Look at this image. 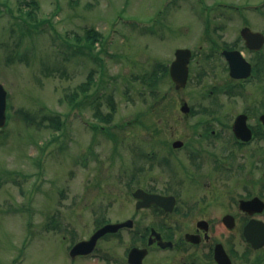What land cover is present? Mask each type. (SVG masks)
<instances>
[{
    "label": "rangeland",
    "instance_id": "rangeland-1",
    "mask_svg": "<svg viewBox=\"0 0 264 264\" xmlns=\"http://www.w3.org/2000/svg\"><path fill=\"white\" fill-rule=\"evenodd\" d=\"M24 1L36 6L32 18L19 9L30 8ZM262 1L0 0V82L7 91L0 129V264H126L127 229L100 239L91 256L71 258L68 249L103 221L132 215L130 171H141L142 150L149 149L150 137H159L149 125L170 123L165 127L182 135L189 123L178 118L183 99L209 104V95L198 94L213 83L203 63L212 35L207 17L233 9L227 3ZM86 32L102 37L88 46ZM177 47L196 53L186 86L175 89L161 70L156 83L143 81L156 62L168 66ZM89 74L94 83L87 98L77 87ZM97 86L100 109L111 113L107 122L93 116L96 102H89ZM220 105L234 113L243 102L222 96ZM53 114L63 120L60 129L42 120Z\"/></svg>",
    "mask_w": 264,
    "mask_h": 264
},
{
    "label": "flooded vegetation",
    "instance_id": "flooded-vegetation-1",
    "mask_svg": "<svg viewBox=\"0 0 264 264\" xmlns=\"http://www.w3.org/2000/svg\"><path fill=\"white\" fill-rule=\"evenodd\" d=\"M240 7L232 4L207 17L212 35L203 63L213 83L198 94L209 95V104L179 106V120L189 121L182 135L165 127L170 123L149 125L159 137H150L149 149L142 150L141 171H130L133 213L115 221L131 220L116 232L128 231L126 264H264V8ZM195 55L192 51L187 82ZM222 96L237 97L243 106L230 113L220 105ZM240 115L237 135L233 125ZM137 190L166 199L143 204L133 195ZM246 226L261 244L252 243ZM114 235L107 232L98 241Z\"/></svg>",
    "mask_w": 264,
    "mask_h": 264
},
{
    "label": "water",
    "instance_id": "water-1",
    "mask_svg": "<svg viewBox=\"0 0 264 264\" xmlns=\"http://www.w3.org/2000/svg\"><path fill=\"white\" fill-rule=\"evenodd\" d=\"M258 46H260V43ZM227 53L229 56L232 52H227ZM190 56H191V50L189 48H177L175 50V58L172 60L170 64L169 74H170L172 81L175 84V88L177 89L184 87L187 82L188 72H189L188 62H189ZM246 73H244L243 75H245ZM231 74L235 76L239 75L235 71H232ZM6 95H7V92L4 89L3 85L0 83V127H3L6 121V114H5ZM186 108H187V103H184L182 105V109L185 110ZM261 119L264 122V114L261 116ZM233 129L237 135L242 134L240 133L242 129V116L241 115L238 116V118L236 119L233 125ZM133 195L135 197L137 196V197L143 198V201H142L143 204H146L144 203V199L147 202H156V203H160V201H163L166 199V196H162L159 194H147L145 192L141 193L138 190L135 191ZM140 206L142 205H139V204L136 205V207H140ZM130 225H131V220H125L123 222L106 223L98 227L87 239H82V240L75 242L69 249V256L74 257L76 255L90 254L91 252L94 251L97 240L100 236H102L106 232H116L119 228L123 226H130ZM250 228H251L250 226H246L245 232H247L252 243L254 245L261 244L262 241L256 240L254 236L249 233L248 229ZM217 257L220 260L221 255L218 254ZM130 258H131V252L129 253V261H130ZM228 264H230V261L228 262Z\"/></svg>",
    "mask_w": 264,
    "mask_h": 264
},
{
    "label": "trees",
    "instance_id": "trees-1",
    "mask_svg": "<svg viewBox=\"0 0 264 264\" xmlns=\"http://www.w3.org/2000/svg\"><path fill=\"white\" fill-rule=\"evenodd\" d=\"M25 2L27 3V6L28 5L30 6V8H26L25 7V8H19V9L20 10L25 9V12L29 16V18H32V15H33V12H34V9L36 8V6H35V4H33L34 3L33 1H30V2L24 1V3ZM101 37H102V35L99 34V33L95 32V33L91 34L89 32H86L85 35L83 36V40L86 42V44L88 46H92L94 44L95 40H97V39L100 40ZM75 38H76V40H79L78 36H76ZM160 70H161L162 73L163 72L167 73L168 72L167 64H161L159 62H156V64L152 67L150 73L146 74L145 76H142L143 81H148V83L150 81L153 82V83H156V80L159 79ZM90 82L94 83L92 74H89L88 80H86L85 82H83L82 84H80L77 87L80 90V92H82L84 95H86L87 98H90L92 96L90 91H89L90 86H91ZM100 88H101V86H99V87L97 86L95 88V90L92 92L94 94V97L89 102L90 103L96 102V104L93 105V109H94L93 116L96 119H99V120H102L104 122H107L110 119L111 113L110 112L103 113L102 110L99 107V104H100L99 97L102 95L100 93L101 92ZM76 98H77V92L76 91L70 93V99L71 100L75 101ZM76 104H77V102H76ZM110 108H111V110H113V106H111ZM19 111H21V110H19ZM19 114H21V116L24 117L27 121H30V122H34L35 121V118L33 117V115H30L29 113L21 111V112H19ZM9 117H10V114H8V118ZM46 119L49 120L51 123H54V125L57 126L58 129H60L61 125L63 124V120L58 116V114L45 115L44 117H42V120H46ZM38 122H41V121H38ZM107 129L109 130L110 127H107Z\"/></svg>",
    "mask_w": 264,
    "mask_h": 264
}]
</instances>
